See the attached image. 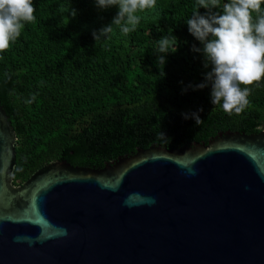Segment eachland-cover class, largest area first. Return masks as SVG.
<instances>
[{"label": "water", "instance_id": "water-1", "mask_svg": "<svg viewBox=\"0 0 264 264\" xmlns=\"http://www.w3.org/2000/svg\"><path fill=\"white\" fill-rule=\"evenodd\" d=\"M17 139L0 103V264H264V131L56 161L21 186Z\"/></svg>", "mask_w": 264, "mask_h": 264}, {"label": "trees", "instance_id": "trees-1", "mask_svg": "<svg viewBox=\"0 0 264 264\" xmlns=\"http://www.w3.org/2000/svg\"><path fill=\"white\" fill-rule=\"evenodd\" d=\"M157 3L159 16L142 20L134 33L116 31L97 43L93 31L111 24L117 9H100L95 0H34L36 21L0 60V103L18 137L15 186L56 161L103 170L154 145L177 150L229 132L264 131V87L253 89L240 116L213 105L209 88L182 92L207 71L184 23L196 0ZM169 27L179 47L162 77L153 42ZM201 108L198 125L181 115Z\"/></svg>", "mask_w": 264, "mask_h": 264}, {"label": "clouds", "instance_id": "clouds-1", "mask_svg": "<svg viewBox=\"0 0 264 264\" xmlns=\"http://www.w3.org/2000/svg\"><path fill=\"white\" fill-rule=\"evenodd\" d=\"M95 4L103 10L117 9L111 24L93 31L97 43L111 40L116 31L121 37H128L142 20L159 16L157 0H95ZM200 9H205V13L201 14ZM36 11L34 0H0V60L21 37L26 25L36 21ZM70 14L74 18L76 11L71 9ZM184 23L201 45H193L192 51L202 56L207 71L203 82L189 84L182 92L209 88L213 105L230 116L242 115L249 107L253 89L264 87V0H196ZM177 41L169 27L153 42L155 66L162 77L166 76L167 57L178 51ZM35 99L33 95L25 103L32 104ZM202 111L201 108L181 115L198 125Z\"/></svg>", "mask_w": 264, "mask_h": 264}]
</instances>
